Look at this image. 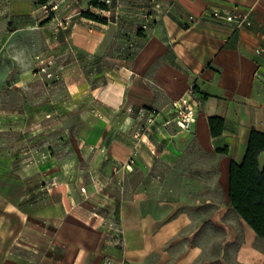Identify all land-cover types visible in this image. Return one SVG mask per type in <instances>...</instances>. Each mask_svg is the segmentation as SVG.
Listing matches in <instances>:
<instances>
[{
  "label": "crops",
  "instance_id": "0c3cea01",
  "mask_svg": "<svg viewBox=\"0 0 264 264\" xmlns=\"http://www.w3.org/2000/svg\"><path fill=\"white\" fill-rule=\"evenodd\" d=\"M94 1L0 0V167L2 137L53 117L29 136L49 159L0 175V264H200L233 216L256 236L228 192L231 163L253 130L264 133V0H164L152 13V0H111L107 10ZM53 5L107 22L78 17L65 33L41 15ZM213 9L250 13L253 24L187 27ZM114 48L115 68L80 79L77 56L105 62ZM68 54L73 94L92 96L80 109L57 98L36 107L26 89L38 58ZM192 87L197 121L182 132L168 106ZM212 117L224 121L218 137Z\"/></svg>",
  "mask_w": 264,
  "mask_h": 264
},
{
  "label": "rangeland",
  "instance_id": "374dc122",
  "mask_svg": "<svg viewBox=\"0 0 264 264\" xmlns=\"http://www.w3.org/2000/svg\"><path fill=\"white\" fill-rule=\"evenodd\" d=\"M41 15L55 21V25L58 29H62L65 33H69L73 22L78 17H82V13L91 12L92 9H80L64 8L60 9L57 6H47V8H40ZM100 9V8H99ZM96 16L101 17L100 12H96ZM116 49V50H115ZM117 48L112 49L109 55L110 60L103 62L102 56L96 55L95 57H83L77 56L80 66V79L90 81L94 78L96 72H101L102 69L110 68L111 70L118 65L116 60L118 59L116 53ZM73 56L68 54L62 56L57 64L54 58L41 57L38 58V64H36V73L38 74V81L35 86L26 89V92L31 95L32 100L36 107L42 106L44 103H50L55 98L62 99L63 102L76 103V108L80 109L86 103V98L92 96V94H84L83 91H79L73 94L72 89L69 87L72 80H74V69L70 66ZM68 66L60 69L59 66ZM45 71H42V69ZM35 73V72H34ZM96 76V75H95ZM78 78V77H77ZM93 84L90 83V86ZM88 91V90H87ZM90 91V90H89ZM77 96H79L77 98ZM27 96L25 95V98ZM28 99V98H27ZM59 100H57L58 102ZM90 102V101H89ZM55 103L50 106H54ZM69 107V106H68ZM43 120L34 121L30 125H18L22 127L20 132H11L2 137V163L0 167V175H12L14 173H22V162L24 160H35L39 157L43 160L49 159L47 153H39L30 148L35 144H39L42 140L36 138H29L31 132L37 128L36 124H42L46 121H50L52 118H45ZM48 124V123H47ZM51 156L54 155L52 148ZM228 218V217H227ZM230 220V218H228ZM231 229L226 227L222 231V243H206L205 259L200 264H264V239L257 238L241 221L237 223L232 218ZM236 238V239H235ZM235 239V242L233 241ZM221 241V240H220ZM211 245V246H210Z\"/></svg>",
  "mask_w": 264,
  "mask_h": 264
},
{
  "label": "trees",
  "instance_id": "16d2710c",
  "mask_svg": "<svg viewBox=\"0 0 264 264\" xmlns=\"http://www.w3.org/2000/svg\"><path fill=\"white\" fill-rule=\"evenodd\" d=\"M93 5L102 10L108 9L99 0H95ZM82 17L100 23L107 22L89 11L82 13ZM223 124V119L219 117L209 119L213 137L221 135ZM262 154L264 133L253 130L242 161L231 163L228 192L229 206L260 239H264V165L261 166L259 161Z\"/></svg>",
  "mask_w": 264,
  "mask_h": 264
},
{
  "label": "built area",
  "instance_id": "2783aa9c",
  "mask_svg": "<svg viewBox=\"0 0 264 264\" xmlns=\"http://www.w3.org/2000/svg\"><path fill=\"white\" fill-rule=\"evenodd\" d=\"M162 1L164 0H152L148 12L152 13V11L160 9ZM101 2L108 5L111 4V0H101ZM43 8H47V6ZM206 18L212 19L217 22L232 24L237 29L243 27H250L253 24V20L250 13L213 9L199 16H190L188 18L187 27L188 28L194 27L199 22L205 20ZM261 52H262L261 49L257 51L258 54H260ZM42 71H45V69L43 68ZM193 92H194V88L192 87L185 95L180 97L178 100L171 102L168 106L169 111L173 115V119H172L173 122L182 132H189L197 121L196 108L191 100V94ZM156 115L157 113L153 111L152 115L146 119L148 127L155 124ZM130 162L132 163L133 160H131ZM103 264H116V263L113 259L108 258L104 261Z\"/></svg>",
  "mask_w": 264,
  "mask_h": 264
}]
</instances>
